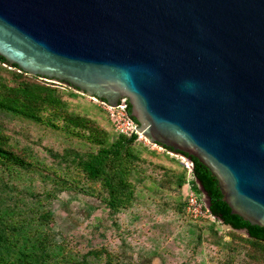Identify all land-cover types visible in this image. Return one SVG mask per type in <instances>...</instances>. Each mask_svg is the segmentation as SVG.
I'll list each match as a JSON object with an SVG mask.
<instances>
[{"label": "water", "instance_id": "water-1", "mask_svg": "<svg viewBox=\"0 0 264 264\" xmlns=\"http://www.w3.org/2000/svg\"><path fill=\"white\" fill-rule=\"evenodd\" d=\"M0 56L129 104L138 133L191 170L196 157L232 214L264 227V0H0Z\"/></svg>", "mask_w": 264, "mask_h": 264}, {"label": "trees", "instance_id": "trees-1", "mask_svg": "<svg viewBox=\"0 0 264 264\" xmlns=\"http://www.w3.org/2000/svg\"><path fill=\"white\" fill-rule=\"evenodd\" d=\"M78 95L86 97L71 86L29 75L16 64L11 67L0 56V264H98L95 260L102 259H105V264H146V261L121 262L106 246L91 248L80 255L77 250L68 246L67 239L57 242L47 228L53 212L46 208L45 203L61 191L80 192L96 197L112 216L109 226L101 225L115 230L120 227V212L131 208L141 197L133 177L145 180L141 173L144 171L143 164H149L145 157L148 152L158 160L162 157L176 160L180 166H160V177H154L148 188L178 189L179 197L182 189L190 186L201 196L196 182V178H199L211 196L210 214L205 218L194 219L189 215L184 192L183 201L180 197L176 206L179 213H184L195 221L198 242H202L204 232L209 231L215 238L211 237V241L220 246H228L229 255L233 258L235 253L242 251L251 258V263H264V227L252 225L241 216L232 214L231 208L222 199L218 180L208 167L193 157L195 166L191 170L179 159L170 157L168 151L171 148L168 146H164L165 150L159 152L138 144V134L119 132L115 121L110 118V112L102 107L110 127L83 114L81 110L73 109L70 99ZM126 111L137 122L131 115L129 104ZM2 116L33 122L47 130L60 132L67 140L69 138L68 141L65 139L67 145L62 150L47 147L57 166L42 163L33 148L22 146L19 132L8 130L2 122ZM79 142L88 144L89 149L77 148L75 143ZM30 172H39L43 181L53 183L52 188L36 192L32 190L33 187H28L24 191L19 182ZM175 184L177 186L174 187ZM26 192L34 196L32 202L26 200ZM213 215L222 217L234 227H247L251 236L229 230L231 239L225 240L224 234H219L216 227L221 223ZM99 233L101 236L105 235V231ZM236 239L242 241L243 245H233ZM227 263L233 264V260Z\"/></svg>", "mask_w": 264, "mask_h": 264}, {"label": "rangeland", "instance_id": "rangeland-1", "mask_svg": "<svg viewBox=\"0 0 264 264\" xmlns=\"http://www.w3.org/2000/svg\"><path fill=\"white\" fill-rule=\"evenodd\" d=\"M91 99L89 96L78 95L71 98L70 103L73 109L81 110L83 114L96 118L110 127L108 117L103 111L105 107L100 101ZM108 112L111 114L110 118L115 121L117 109ZM2 117V122L8 127V130L14 129L19 132L22 146L33 148L42 163L57 166L47 147L62 150L67 145L69 138L67 140L60 132L47 130L44 126L33 122ZM138 144L148 146L150 150L159 152L165 150L159 144H151L144 136L138 137ZM75 146L81 150L89 149L88 144L84 142L75 143ZM168 152L171 158L179 159L182 164H186V160L180 155ZM145 157L149 162V164H143L142 167L144 171L141 176L145 180L141 181V179L133 177L138 185L137 191L141 192V197L131 208L120 212L118 217L120 227L115 230L103 228L101 225L109 226L112 216L107 208L102 207L101 200L96 197L80 192L61 191L54 198L46 201V208L53 212L52 220L47 228L55 240L61 242L64 238L67 239L68 246L77 250L80 255L91 248L106 246L108 250L117 255L116 257L120 258L121 262L228 264L229 260H233V264H254L250 262L251 258L244 255L242 251L235 253V258L230 256V248L213 243L211 237L215 238L209 234V231H205L204 239L202 242H198L195 221L186 214L179 213L176 209L181 200L180 197L183 201V192L184 196L189 194L190 186H185L179 197H177L178 189L168 190L164 187V189L152 190L148 188V184L154 177H160L161 173L158 171L160 166L176 167L178 166L176 160L167 157L158 160L149 152L145 153ZM47 181H43L39 172H30L19 184L24 188V191H26L25 188L33 187L32 190L37 192L52 188L53 183ZM25 198L28 202H32L34 196L26 192ZM216 227L219 229V234H224L225 240L231 239L228 233L230 229H224L222 224H217ZM194 229L195 231H193ZM101 231H105L104 236L100 235ZM241 244L243 245V242L239 239L233 242V245ZM95 261L98 264H105V259Z\"/></svg>", "mask_w": 264, "mask_h": 264}, {"label": "built area", "instance_id": "built-area-1", "mask_svg": "<svg viewBox=\"0 0 264 264\" xmlns=\"http://www.w3.org/2000/svg\"><path fill=\"white\" fill-rule=\"evenodd\" d=\"M102 105L107 109L108 111H113L117 109L116 112V118H115V125L116 129L124 134H133L137 133L138 137L142 136L140 133L136 131V123L132 118L129 117L126 108L123 106H120L118 108L111 107L107 102L103 101L101 102ZM122 110V111H121ZM146 139V138H145ZM186 165L189 167L188 163L186 162ZM187 206L186 211L189 213V215L194 219H201L209 216V209L204 204L201 196L192 190L190 187V192L186 196Z\"/></svg>", "mask_w": 264, "mask_h": 264}]
</instances>
